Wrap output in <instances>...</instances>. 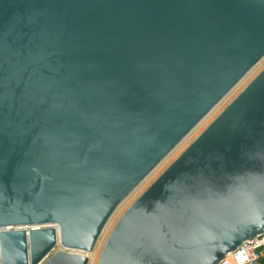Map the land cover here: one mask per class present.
Returning a JSON list of instances; mask_svg holds the SVG:
<instances>
[{
    "label": "water",
    "instance_id": "95a60500",
    "mask_svg": "<svg viewBox=\"0 0 264 264\" xmlns=\"http://www.w3.org/2000/svg\"><path fill=\"white\" fill-rule=\"evenodd\" d=\"M263 58L264 0H0V264H89ZM263 230L264 69L98 264H218Z\"/></svg>",
    "mask_w": 264,
    "mask_h": 264
},
{
    "label": "rangeland",
    "instance_id": "374dc122",
    "mask_svg": "<svg viewBox=\"0 0 264 264\" xmlns=\"http://www.w3.org/2000/svg\"><path fill=\"white\" fill-rule=\"evenodd\" d=\"M264 58L242 79L239 84L197 125V127L188 135L174 150L171 152L162 164H159L153 172L130 194L119 206L120 210L115 212L112 223V229L109 230L108 237L114 226L124 212L132 205V203L169 167L171 163L214 121V119L242 92V90L264 69ZM244 80V81H243ZM224 102V103H223ZM223 103V104H222ZM210 115V116H209ZM209 116V117H208ZM214 117V118H213ZM207 120V121H206ZM193 134V135H192ZM184 143V144H183ZM165 161V162H164ZM161 165V166H160ZM159 169V170H158ZM155 171V172H154ZM148 181V182H147ZM139 190V191H138ZM118 207V208H119ZM117 208V209H118ZM116 216V217H115ZM117 219V220H116ZM108 239V238H107ZM107 241V240H106ZM106 243V242H105ZM105 245V244H104ZM60 248V247H58ZM104 248V246H103ZM102 248V250H103ZM95 249V248H94ZM93 249V251H94ZM101 250V252H102ZM92 251V252H93ZM101 255V254H100ZM100 258V256H99ZM99 261V259H98ZM98 261L96 264H98ZM89 264L90 260H89Z\"/></svg>",
    "mask_w": 264,
    "mask_h": 264
},
{
    "label": "built area",
    "instance_id": "2783aa9c",
    "mask_svg": "<svg viewBox=\"0 0 264 264\" xmlns=\"http://www.w3.org/2000/svg\"><path fill=\"white\" fill-rule=\"evenodd\" d=\"M218 264H264V230L226 255Z\"/></svg>",
    "mask_w": 264,
    "mask_h": 264
},
{
    "label": "bare ground",
    "instance_id": "6f19581e",
    "mask_svg": "<svg viewBox=\"0 0 264 264\" xmlns=\"http://www.w3.org/2000/svg\"><path fill=\"white\" fill-rule=\"evenodd\" d=\"M264 61V60H263ZM244 79V78H243ZM244 81V80H243ZM224 103V102H223ZM222 103V104H223ZM210 116V115H209ZM208 116V117H209ZM214 118V117H213ZM205 119V118H204ZM207 121V120H206ZM202 122V121H201ZM192 133V132H191ZM190 135V134H189ZM193 135V134H192ZM184 144V143H183ZM173 152V151H172ZM165 160V159H164ZM163 162V161H162ZM165 162V161H164ZM160 164H162V163H160ZM161 166V165H160ZM159 167V166H158ZM156 170V169H155ZM159 170V169H158ZM157 171V170H156ZM155 172V171H154ZM148 182V181H147ZM139 191V190H138ZM134 192V191H133ZM130 196V195H129ZM120 210V207L115 211V212H118ZM114 212V214H117V213H115ZM114 214L112 215V217L110 218V220L108 221V223L106 224V226H105V228L103 229V231H102V233H101V235H100V237H99V239H98V242H97V244H96V246H95V249H94V251L93 252H90V253H87V256L89 257V260H90V263L91 264H96L97 263V261H98V259H100L99 258V256H101L100 254L102 253L101 252V250H102V248H103V246H104V244H105V242H106V240H107V238H108V234H109V230H111L112 228V223L114 222L113 221V216H114ZM116 217V216H115ZM117 220V219H116ZM118 222V221H117ZM114 224H115V222H114ZM115 227V226H114ZM111 228V229H110Z\"/></svg>",
    "mask_w": 264,
    "mask_h": 264
}]
</instances>
